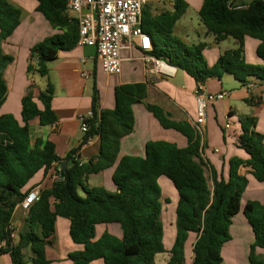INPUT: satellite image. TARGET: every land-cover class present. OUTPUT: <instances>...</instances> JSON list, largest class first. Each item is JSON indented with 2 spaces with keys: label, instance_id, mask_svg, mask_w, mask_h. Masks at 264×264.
<instances>
[{
  "label": "trees",
  "instance_id": "16d2710c",
  "mask_svg": "<svg viewBox=\"0 0 264 264\" xmlns=\"http://www.w3.org/2000/svg\"><path fill=\"white\" fill-rule=\"evenodd\" d=\"M36 1L37 10L53 27L63 31L32 48L38 73L46 76L48 62L57 59L61 50L77 46L79 31L77 20L66 13L68 0ZM186 7L184 0H176L174 11L156 16L143 11L141 28L153 39L154 56L184 71L199 84L209 78L221 80L225 74L242 84L253 77L264 80V0H253L245 7L235 0H203L201 18L217 41H238V47L226 50L213 66L205 58L203 45L189 46L174 35V25ZM20 23L21 11L7 0H0V44ZM247 38L259 42L256 53L262 64L248 63ZM12 62L13 58L4 55L0 48V107L7 95L3 73ZM53 93L49 85L36 98L25 96L20 121L13 115L0 116V256L9 255L11 264H51L47 242L55 233L57 220L65 219L70 222L69 237L79 247L69 254L72 264H156V257L165 253L170 254L166 264H223L222 249L231 240L230 227L243 210L255 236L250 261L264 264V259L256 255L257 248L264 249V204L248 202L244 208L241 204L249 184L239 174L241 166L251 167L255 179L264 182V136L256 133L253 119L241 123L242 133L237 141L248 159H232L227 179L213 173L211 187L195 127L171 120V115L157 105L145 104V84L117 86L115 107L102 109L95 81L92 117L86 120L88 129L81 147L89 139L99 137L100 151L87 163L72 158V153L62 159L49 140L36 137L33 141L31 122L37 119L44 127L57 121ZM135 104H145L162 128L181 133L187 146L149 141L143 157L119 158L122 139L134 131ZM70 160L72 166L68 167ZM54 166L61 168L64 180L42 189L40 200L31 206L26 217V230L17 242L12 240V219L17 207L32 189L36 176L45 175ZM110 168H114V192L87 185L90 176ZM162 177L172 183L178 195L176 234L169 250L164 242L163 193L159 184ZM99 226L105 229L99 231ZM108 226H117L121 237L110 232ZM26 250L33 256H27Z\"/></svg>",
  "mask_w": 264,
  "mask_h": 264
},
{
  "label": "crops",
  "instance_id": "0c3cea01",
  "mask_svg": "<svg viewBox=\"0 0 264 264\" xmlns=\"http://www.w3.org/2000/svg\"><path fill=\"white\" fill-rule=\"evenodd\" d=\"M7 1L21 11V23L11 36L0 44L2 53L13 58V62L7 66L3 73L7 95L0 107V116L9 114L20 121L22 99L25 96L31 95L36 98L41 91H46L49 85H52L54 91L52 105L57 121L52 126L44 127L39 125L37 119L31 122L33 141L36 137H41L53 142L57 155L62 159L72 153V158L87 163L98 155L100 151L99 137L92 138L90 143L81 147L85 134L81 130V121L84 117H88L92 111L95 81L100 91L102 109L115 107L114 89L117 86L142 83L147 86L145 104L157 105L171 115V120L186 122L195 127L194 124L198 118L196 91L199 83H196L182 70H178L175 77L170 79H155L147 75L138 48V41L134 42L133 48L122 52L123 63L120 75L108 76L101 70L95 48L75 46L71 50H61L57 59L48 62V75L41 76L37 70V57L33 56L32 48L47 38L62 34L63 31L53 27L37 10L38 2L36 0ZM184 1L187 7L174 25V35L189 46L203 45L205 58L208 64L213 66L226 50L237 48L238 41L233 39V48L224 50L221 43L227 42L231 38L218 42L216 35L204 24L200 15L203 0ZM252 1L235 0V3L245 7ZM175 2L176 0H158L149 4L144 10L152 16H156L164 11H174ZM70 17L76 20L74 16ZM194 18L197 20L199 28L196 27ZM258 44L259 42L255 39H245V54L250 64H262V60L256 53ZM85 58L88 59L86 63L82 61ZM85 71L90 73L89 78L82 76ZM226 80L235 79L232 75L225 74L221 80L209 78L203 84L204 93L227 92L229 94L224 100L208 106L206 123L201 127L202 157L207 163L206 175L207 177L208 174L210 175V179L209 177L208 179L211 187H213V173L218 178L227 179L229 163L232 159L237 158L243 161L248 159L246 152L237 145L242 133L241 123L243 121L253 119L256 133L264 136V80L253 77L249 78L246 84L232 81L233 91L224 88ZM251 84L254 86L249 87ZM145 104L133 106L134 131L122 139L119 158L124 156L143 157L146 144L149 141H167L175 143L179 147H185L188 144L187 139L181 133L162 128L153 114L147 110ZM227 122L231 123V128L228 131L225 130ZM71 166L72 161L70 160L68 167ZM54 172L56 171L52 168L45 175L43 173L37 175L31 184L32 188L35 186H41L42 189L50 188L54 184ZM113 172L114 168H110L96 174L100 177L97 182L99 186L105 187L111 192L115 191L112 183ZM252 172V168L246 165L239 168V174L249 180L242 196V208L248 202L264 204V182H258ZM89 178L87 184H89ZM164 212L165 218L175 223L176 213L173 215L168 209ZM27 215L28 211L21 205L17 207L13 215L12 228L16 234L14 240L16 242L19 240L20 233L26 230ZM59 220H57L55 233L47 242V255L49 254V245L55 247L60 245V242L58 245L56 243ZM66 222L64 229L69 235L70 222L68 220ZM107 228L114 235L121 237L117 226H108ZM104 229V226L98 227L99 231ZM230 235L231 240L222 249L223 264H252L250 254L255 236L243 210L234 217ZM188 245L190 246V243ZM76 250H79V247L73 243L69 246L67 254L62 253L61 258L63 259L57 263H66L67 261L64 259L68 260V255ZM26 254L33 256L28 250H26ZM256 255L264 259V249L257 248ZM169 258L170 254H168V260ZM51 261L54 262V260ZM0 264H11L9 255L0 256Z\"/></svg>",
  "mask_w": 264,
  "mask_h": 264
},
{
  "label": "built area",
  "instance_id": "2783aa9c",
  "mask_svg": "<svg viewBox=\"0 0 264 264\" xmlns=\"http://www.w3.org/2000/svg\"><path fill=\"white\" fill-rule=\"evenodd\" d=\"M158 0H68L66 13L74 16L77 20L79 38L77 46L93 47L97 51L98 63L101 70L108 76L120 75L122 73V52L133 48L135 41H138V48L141 52V59L144 62L145 72L155 79L173 78L178 69L165 60L157 58L152 54L154 42L152 37L143 32L141 18L144 9L151 3ZM84 63L88 59L82 60ZM85 78L90 73H82ZM251 84L249 87H253ZM204 85L199 84L196 91L197 121L194 124L199 135H202L201 127L206 123L207 108L210 104L224 100L229 96L227 92L217 94L204 93ZM92 117V111L88 117L81 121V130L86 132L88 126L86 120ZM231 128L227 122L225 130ZM89 139L87 143H90ZM82 163V162H80ZM54 182L64 180L61 168H54ZM42 193L41 186L33 187L20 205L29 212L31 206L40 200ZM12 229L11 239L15 240L16 234ZM4 244V243H3ZM1 247V245H0Z\"/></svg>",
  "mask_w": 264,
  "mask_h": 264
},
{
  "label": "rangeland",
  "instance_id": "374dc122",
  "mask_svg": "<svg viewBox=\"0 0 264 264\" xmlns=\"http://www.w3.org/2000/svg\"><path fill=\"white\" fill-rule=\"evenodd\" d=\"M196 19L198 20V16L196 17ZM196 19L194 22H196L195 23L196 27L199 28L198 22ZM233 43H234V40H233V38H231L227 42L221 43V47L224 50H226L228 48H233V46H234ZM90 68H91V66H90ZM232 81H236V80H231V81L226 80L225 81L224 88L226 90H229V91L232 90L233 91V87H231ZM92 84H93V82H92ZM234 133H235V131L233 132V134ZM234 136H235V134H234ZM208 177L210 179L209 174H208ZM99 178L100 177L96 176V175L90 176L89 184H87V185L89 187H98L99 183H97V182L99 181ZM159 184H160V187H161L162 193H163V205H164L163 214L165 213L164 211H166L168 209L174 215L176 212V205H177V201H178V195L174 189V186L172 185V183L168 179H166L164 177H162L160 179ZM79 192L81 194H83L81 189L79 190ZM164 218H165V216L163 215L162 220H163V223L165 226V240H164V242H165L166 249L169 250L171 248V246L173 245L175 234H176V229H175V223H173V221H170V220H168L166 218L164 219ZM66 223H67L66 220L60 219L59 224L57 225L58 228L56 231V236H57L56 243L58 245V243L60 242V245H58L56 247L53 245H49L48 256H49L50 260H54V262L52 261L51 264H72V262L69 258H68V260H65L66 258L64 259V261H67L66 263H64V262L57 263V261H61V259H63V258H61L63 256V254L64 255L67 254V250H68L69 246L73 245V243L70 242L71 239L68 235V232L65 231V229H64V226H66ZM189 260H188V263H189ZM167 261H168V253L159 254L156 257V264H166ZM94 264H102V262L97 261V262H94Z\"/></svg>",
  "mask_w": 264,
  "mask_h": 264
},
{
  "label": "water",
  "instance_id": "95a60500",
  "mask_svg": "<svg viewBox=\"0 0 264 264\" xmlns=\"http://www.w3.org/2000/svg\"><path fill=\"white\" fill-rule=\"evenodd\" d=\"M62 167L65 169V167H66V163H64V164L62 165Z\"/></svg>",
  "mask_w": 264,
  "mask_h": 264
}]
</instances>
